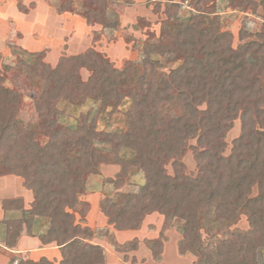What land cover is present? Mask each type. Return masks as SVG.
Here are the masks:
<instances>
[{
	"label": "trees",
	"instance_id": "1",
	"mask_svg": "<svg viewBox=\"0 0 264 264\" xmlns=\"http://www.w3.org/2000/svg\"><path fill=\"white\" fill-rule=\"evenodd\" d=\"M59 2L58 14L105 29L118 25L106 19L105 0H79L77 9L72 0ZM167 7L157 40L145 42V59L121 70L93 48L51 67L43 62L44 51L9 44L15 61L0 67V177L21 178L33 199L27 210L20 198L2 201L4 211L22 214L2 221L5 249L15 248L23 227L32 235L36 219H46L39 240L58 248V264H105L103 249L88 242L94 232L81 222L91 204L85 199L88 181L100 165H118L120 172L107 181L116 190L131 167L144 174V183L134 193L103 198L99 210L116 231L138 230L145 216L160 215V236L147 242L153 258L162 252L163 232L178 219V253L190 254L193 264H264V31L251 36L242 29L233 48L218 18L204 24L207 16L195 14L183 21L173 12L177 4ZM149 54L181 63L165 72ZM11 70L37 92L30 118H23L20 92L7 84ZM81 70L89 73L85 81ZM87 101L96 105L94 112L79 114L73 126L59 122L65 109ZM126 102L125 131L99 130V114L115 113ZM236 120L240 132L225 154V134ZM191 139L193 176L184 174L180 162ZM125 150L130 158L120 154ZM169 161L173 175L165 169ZM241 216L245 231L233 228ZM15 263L51 264L14 258L8 264Z\"/></svg>",
	"mask_w": 264,
	"mask_h": 264
},
{
	"label": "rangeland",
	"instance_id": "2",
	"mask_svg": "<svg viewBox=\"0 0 264 264\" xmlns=\"http://www.w3.org/2000/svg\"><path fill=\"white\" fill-rule=\"evenodd\" d=\"M59 1L0 0V67H2L1 64L14 63L15 57H10L9 44H14L16 41H18V46H15L20 51H44L45 57L43 58V62L49 64L51 67L57 66L56 64L62 57L76 56L90 48L102 53L112 63L113 67L119 70L123 68L126 62L140 64L143 58L145 59L146 57L143 48L145 42L157 40L160 33V23L165 20L166 12L170 9L167 6L170 4L178 5L177 11L175 12L173 9V12L183 21L187 20L190 15L195 14L207 16L204 24H207L211 18H218L219 29L223 32L227 31L232 35L233 48L239 44V32L242 29L251 36L264 31V4L262 3L264 0H251V2L253 1L257 4L255 9H252L253 5L247 0L248 5H240L242 0H105L109 8L106 11V19L110 23H113L115 20L118 23L117 27L110 29H105L100 24L88 25L82 17L72 13L58 14ZM78 1L72 0L73 7L76 9L79 8ZM19 11H21L22 16ZM18 16L21 17L18 18ZM250 38L244 41L254 39L253 37ZM32 42H35V44H32ZM22 57L25 58V55ZM149 57L152 61H156L160 65V69L165 72L181 63L180 61L169 63L165 58L154 54H149ZM5 74L7 84L15 87L20 92L23 101L21 110L23 118H30L32 110L31 102L37 97L36 90L28 87L26 82L14 70ZM80 76L85 81L89 73L81 70ZM128 105L129 102H126L115 113L106 111L99 114L97 121L98 129L107 132H114L119 129L121 132H124L126 129L125 112ZM62 108L63 104H60L59 109ZM96 108V105L90 101H87L80 108H67L63 117H60L59 122L64 125L73 126L75 118L79 114L90 111L94 112ZM239 132L240 121L236 120L232 123L231 129L225 134V142L227 144L225 154L228 153L232 140L238 137ZM190 146H196L195 139L188 141L187 147L180 157V162L184 166V174L193 176L196 174V161L192 150L189 148ZM120 154L124 158L131 157V154L126 150ZM98 168V176H92L88 181L86 187L87 197L85 198L87 200L90 199L91 195H96L98 201L105 197L114 198L117 191L120 193H134L144 183V174L136 167H131L125 175L124 187L116 190L107 181L113 180L117 176L116 174L120 172V167L118 165H100ZM174 168L172 161H169L165 165V169L169 175H173ZM20 192H22V189H17V187H0V197H11L17 195L16 193L20 194ZM253 194H255V189ZM93 210H96V208ZM20 214L19 211V213H15L14 215L9 214L8 217L19 219ZM37 221L38 224L33 232L36 235L37 233L42 235L48 228V220L38 219ZM81 224H85V221L83 220ZM182 225V221L173 219L166 230L172 229L177 232L180 230L179 234L181 238ZM233 228L241 231L247 230L248 223L246 217L241 216ZM94 234L101 240H105L107 245L113 246L121 255L125 252H131L136 247L135 241L128 242L123 246L117 245L105 228L97 230ZM93 237L89 238L88 242L94 239ZM2 241L1 245L3 246L4 237ZM107 248L109 249L110 246ZM110 251H112L111 248ZM262 251V261L264 262V249ZM167 257V264H178L173 252L167 254ZM13 258L18 262L23 260L20 255H9V259Z\"/></svg>",
	"mask_w": 264,
	"mask_h": 264
},
{
	"label": "crops",
	"instance_id": "3",
	"mask_svg": "<svg viewBox=\"0 0 264 264\" xmlns=\"http://www.w3.org/2000/svg\"><path fill=\"white\" fill-rule=\"evenodd\" d=\"M19 13H21V11H19ZM21 16H18V18ZM17 43L18 41H16V43L13 45L18 46ZM27 44H29V42H27ZM32 44H35V42H32ZM1 186L2 188L4 186H12V188L17 187V189H22V192H20V194L16 193L17 195L11 197H0V264H8L10 261L9 255H20L23 260H32L34 263H38L42 259H45L51 264H58L61 259L58 248L54 244L43 245L39 240L40 234L37 233L36 235L34 234L35 232H33L35 231L38 224V219H36L32 228V235H28L26 233L25 227H23V231L17 240L15 248L12 250H7L1 245L5 230L2 221L13 219V217H8L9 214L14 215L15 213H19L18 210L4 211L2 207V201L20 198L23 201L22 203L24 210H27L29 209L30 203L33 199L31 192L22 186V180L18 177H0V187ZM88 201L91 204L85 217V223L87 226L93 229L95 233L97 230L99 231L100 229L104 228L107 229L114 242L119 246L126 245L128 242L136 241V247L134 250L131 252H125L121 255L115 250L113 246L107 245L105 240H101L96 234H94V239H92L90 243L99 245L103 249L105 255V264H167V254L170 252H173L178 264H193L194 257H192L190 254L180 255L178 253L177 246L178 241L180 240V230L177 232L172 229H168L163 232L162 252L158 257L153 258L152 252L147 246V242L159 238L163 224V218L161 216L157 214L145 216L142 221V225L138 230L116 231L112 228V226L107 225L106 218L99 210V201L98 198H96V195H91ZM95 208L96 210H93ZM21 215L22 214H20V217ZM157 217H159V219H157ZM108 246H110L112 251H110V248H107Z\"/></svg>",
	"mask_w": 264,
	"mask_h": 264
}]
</instances>
